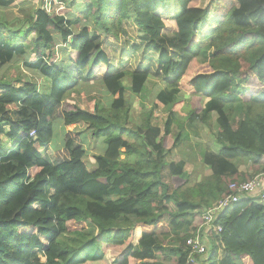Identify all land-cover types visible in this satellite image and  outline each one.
<instances>
[{
  "label": "trees",
  "instance_id": "1",
  "mask_svg": "<svg viewBox=\"0 0 264 264\" xmlns=\"http://www.w3.org/2000/svg\"><path fill=\"white\" fill-rule=\"evenodd\" d=\"M36 2L27 30L0 22V49L34 47L35 61L25 67L50 81L42 99L34 81L24 77L16 88L0 76V264H85L104 261L108 253L113 264H185V240L194 234L197 211L224 197L229 183L254 176L241 175L240 166L250 163L253 172L264 173V0H232L223 11L217 0H89L82 17L65 25L41 9L43 0ZM210 13L218 17L209 19ZM124 22H132L145 49L157 56L166 86L194 99L187 120L216 130L211 152L200 154L210 174L196 182L184 170L186 162L168 159L172 148L150 125L151 114L140 127L149 137L127 126L124 80L140 95L151 69L113 72L94 39L118 40ZM31 34L35 40H27ZM200 34L208 39L204 46ZM55 36L68 45L65 59L78 72L92 77L98 66H108L97 79L112 98L118 95L108 107L67 101L81 85L65 74L63 61L53 63ZM195 99L204 101L202 108ZM60 106L64 127L83 123L90 138L105 145L93 163L86 164L74 134L58 145ZM168 130L164 125L163 136ZM180 142L179 134L172 146ZM214 225L221 231L205 264H264V203L242 199L221 211Z\"/></svg>",
  "mask_w": 264,
  "mask_h": 264
},
{
  "label": "rangeland",
  "instance_id": "2",
  "mask_svg": "<svg viewBox=\"0 0 264 264\" xmlns=\"http://www.w3.org/2000/svg\"><path fill=\"white\" fill-rule=\"evenodd\" d=\"M76 1L80 4H84L85 6L88 4L86 2L87 0ZM231 2L232 0H217L215 4H218L220 7L222 6L221 10L223 11L224 8L226 9V7L231 6ZM11 10L12 9H10V13L12 14ZM70 10H72V8L67 7L64 13H68ZM222 11L220 12V15H222ZM215 17L218 16L214 13L209 14V19H214ZM122 29V33L120 34V38L118 40H114L110 36H94V38H96L97 42L100 43L102 46H108V44L106 45L104 43H106L107 41L110 42L112 51L110 52L109 58H112L113 64L115 65V67L118 66L120 70H125L130 73H134L136 71H140L139 69H143L145 65L151 69L149 78L147 79L144 85L145 90L140 95L132 94L129 90V79L124 80V86L127 94L126 100L130 107L129 120L127 126L131 130H138L140 134H142L144 137H149L150 133L140 127L145 124L147 116L151 114V118L149 120L150 125H152L154 128H159L161 130L160 136L162 138L165 137V145H170V147L172 148H170L171 150L168 159H172L175 162H178L180 160L186 162L184 170L190 175L191 183L196 182L200 180L202 176L210 174V169L204 167V165L201 163L200 154L204 150L211 152L209 148L211 147V137L212 134L216 132V130L212 129L211 131H208L200 122H191L187 120V107L193 98L181 93L176 94L174 93V91L165 86L163 79L158 76L157 56L153 55L152 50L145 49V38L142 37V34L138 33L137 28L132 24V22H124ZM210 29V27L206 28L203 33L208 32ZM198 41L201 46H204L205 44H207L208 39L204 38L203 35L200 34L198 36ZM134 47H137V50H134ZM12 72L13 70L10 69L9 74H11ZM115 99L116 96L112 98L109 94L99 88L95 91L93 90V92L91 93H85L84 91H80L79 93L73 94L68 99V102L72 104L75 103L81 106L82 108L86 106H91L93 102L99 103L103 107H107ZM174 99H178V102L175 105H172L174 104ZM195 101L198 102L197 105L199 108L203 107V100L195 99ZM170 108H172V110L174 111L172 116H170ZM62 109H64V106ZM60 115L61 112H56L55 114L56 117H59ZM60 124L62 125V122ZM164 125L166 127V131L169 129L168 136H163ZM179 126H181V130ZM58 127L62 129L59 125ZM82 130V126L78 125L73 127V130L71 132L76 134ZM65 134L66 130H64L63 132L64 136ZM179 134L181 135V142L177 146L173 147V142ZM69 137L71 136L66 134V139ZM84 139L83 141H81L80 136H77L75 138V140L80 145H85ZM101 148V145H97L96 147L93 145L92 149H88V164L93 163L92 158H90L91 155H93L94 152H97L95 154H98ZM165 149L168 150L169 147H166ZM186 173L182 174L181 177H186ZM182 183L183 181L181 182V184ZM200 211L203 212V208L197 212ZM202 212L196 214L197 216L194 220L195 226H198L201 223ZM201 261L202 259L200 260V263ZM162 262L172 264L170 261L166 260H162ZM205 263L206 262L203 259V264Z\"/></svg>",
  "mask_w": 264,
  "mask_h": 264
},
{
  "label": "crops",
  "instance_id": "3",
  "mask_svg": "<svg viewBox=\"0 0 264 264\" xmlns=\"http://www.w3.org/2000/svg\"><path fill=\"white\" fill-rule=\"evenodd\" d=\"M8 1L9 0H0V22L10 23V25H11V27H9L10 30H12V29H19L20 31L27 30L29 28V26L27 24L28 18L31 15H33V12L37 11V9H38V4H37L36 0L35 1L20 0V1H15L12 4H9ZM61 1L63 2V9H59V6L55 3V1H53L52 6H51V11H50V13H48L44 9L45 0H43V4L41 5V9L43 7V10L50 16L51 19H53L56 22H60L64 25L66 23H68L69 19L71 21L79 20L80 17H82L81 11L83 10L84 7L87 6V5L85 6L84 4L78 3L76 0H61ZM88 1L89 0H87L86 2L88 3ZM67 7L72 8V10H70L68 13H64ZM52 8H53V10H52ZM10 9H12L11 10L12 14L10 13ZM73 12H74V14H73ZM72 27L74 29L73 31H75L76 26L72 25ZM138 33L140 34L139 31H138ZM94 36L100 37V35H97V34H94ZM55 37H56L55 40L57 43V47H56V57L54 58L53 63H55L57 61H63L64 62L65 74L69 75V77L72 78L73 80L79 81V84L81 85L80 86L81 90L79 89L80 91H84L85 93H91V92H93V90L95 91V90L101 88L100 86H98L99 84H98L97 79L101 78L103 75H105L108 72V66H104L103 64L98 66L95 70L94 76H92V77H90V76L88 77L87 71H84L82 73L78 72L76 70L75 66L71 62H69L67 58L65 59L66 56L70 55V50H69L68 45L62 44L61 38L59 36H55ZM94 39H95V43L99 44L105 51H107L108 55L110 56V52L112 51L111 46H110V42L107 41L106 43H104L106 45L108 44V46H105V45L102 46L100 43L97 42L96 38H94ZM27 40H35V35H33V34L29 35ZM70 41H71V39H70ZM22 48L23 49H21L19 47V45H15V46H10L8 44L3 45L2 49H0V63H2V69H0V76H2L5 81H7V82L10 81L11 86L16 87V88L22 87L25 84L22 82V81H25L24 77L25 78L28 77V78H26V80L29 82L34 81L37 85L38 90L39 89L41 90L40 97L42 99H45L43 92H45V89L50 88V81L41 77L37 72L30 71L29 69H27L25 67L26 63H32L35 61L36 54H35V48L34 47H32V48L22 47ZM109 62L112 65L111 69L113 70V72L121 71L118 66L115 67L111 57L109 58ZM10 69L13 70V72L11 74H9ZM83 79H85L86 82H83ZM163 82L165 83V86H166V82L164 79H163ZM117 98H118V95H116V99ZM67 101H68V99H67ZM177 102H178V99H174V104H172V105H175ZM170 103H172V102H170ZM62 108H63V106H60L56 112H61V115H62L63 111H65V107H64V109H62ZM173 112L174 111L172 110V108H170V116L173 115ZM11 115L14 119H17V116L15 113L12 112ZM61 115L59 117L55 116L56 121L54 124L55 137H56V140H57L58 145L60 147H62L61 146L62 145V139L64 137L63 132H64V130H66V134H68V133L74 134L75 138L77 136H80L81 141H83V139L85 137V139H84L85 145L81 144V146H82V149L84 150V152L86 154V161L85 162L87 164H88L87 159H88V152H89L88 149L89 148L92 149L93 145L95 147L97 145H101L102 148L99 150L98 154H95L97 152H94V154L91 155L90 158L104 152L105 145L101 141H93L90 138L89 131L86 130V126L83 123L64 127L63 124L62 125L60 124L62 122L60 120ZM58 125L62 129H60L58 127ZM78 125L82 126L83 132L79 131L76 134L71 132L73 130V127L78 126ZM5 131L7 132L8 128H6ZM1 140H2L5 148L8 151H12V145L8 141V139L5 136H2ZM92 142H94V143H92ZM239 173L241 175H247V176H251L253 173L255 176L257 174H260L261 172H259V173H258V171L253 172V169L251 168L250 163H248V164L240 166ZM250 197L254 198V197H256V195H253ZM259 203H261V202H259ZM128 219L132 224H134V218L132 216H130ZM88 234L89 235H95V231L90 230V231H88ZM137 237L139 238L140 235H138ZM113 259H114L113 255L111 253H108L104 261L87 262L85 264H105V263L113 264L114 263Z\"/></svg>",
  "mask_w": 264,
  "mask_h": 264
},
{
  "label": "built area",
  "instance_id": "4",
  "mask_svg": "<svg viewBox=\"0 0 264 264\" xmlns=\"http://www.w3.org/2000/svg\"><path fill=\"white\" fill-rule=\"evenodd\" d=\"M53 1L59 6V9H63L61 0H45L44 9L48 13L51 11ZM30 136L34 137V132H31ZM253 195H256L259 202L264 203V173L257 174L249 180L228 184L227 194L202 212L201 223L196 226L193 236L185 240V264H203V259L206 260L208 256V245L213 240L214 235L221 231L219 226L214 225L218 214L242 199Z\"/></svg>",
  "mask_w": 264,
  "mask_h": 264
}]
</instances>
